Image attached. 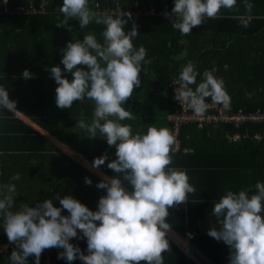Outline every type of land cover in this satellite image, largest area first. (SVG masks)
Instances as JSON below:
<instances>
[{
  "label": "clouds",
  "instance_id": "1",
  "mask_svg": "<svg viewBox=\"0 0 264 264\" xmlns=\"http://www.w3.org/2000/svg\"><path fill=\"white\" fill-rule=\"evenodd\" d=\"M236 4L237 0H174L172 12L176 19L172 27L182 35L192 34L191 30L202 25L205 18L215 19L221 9H231ZM244 8L251 13L253 4L245 0ZM60 11L64 18L57 27L71 31L70 19L78 20L80 28L93 21L105 26L103 43L98 42L95 34H88L82 40L67 42L61 49V63L64 71L71 73V81L62 76L59 66H52L49 71L58 85L55 89L58 108L69 109L85 98L94 102L91 123L80 120L75 127L85 130L89 139L96 138L99 132L109 146H115V159L107 163L115 175L102 176L96 184L98 189L106 190L96 211L65 195L58 199L61 207L45 199L35 207L26 205L14 212L11 209L15 184L0 187L4 232L8 241L16 245L9 256L11 264H28L29 256L40 264L43 251L51 248L63 249L57 258L68 262L79 259L83 264H164L163 253L170 251L166 238L171 227L166 222L168 210L189 201L188 196L195 193V188L189 183L186 170L170 166L177 144L172 130L150 126L145 134H133L130 124L121 123L135 119L123 105L132 98L134 87L141 84V72H146L142 65L151 63L146 60L143 46L134 48L137 26L133 23L131 30L125 32L124 26L132 20L131 13L120 11L114 18L94 11L89 0H63ZM164 16L168 18V13ZM239 19L243 27H248L252 17ZM216 71L215 67L205 70L197 84L199 73L195 65L188 62L182 66L173 79L178 85L175 99L197 116L206 112L208 98L230 108V95L223 79L214 75ZM21 76L25 80L33 78L27 69ZM152 79L155 80V73ZM190 85H196L195 89ZM0 107L17 112L16 102L9 99L3 86H0ZM106 160L107 155L102 154L94 158L92 167L99 169ZM19 179L18 173L12 177ZM123 181L130 183L131 192L122 186ZM84 182L92 184L87 177ZM62 209L69 215H62ZM212 212L219 228L208 229L207 235L229 246V264H264V183L257 182L252 194L248 190L238 193L226 190ZM77 230L82 236L77 235ZM72 238H86L87 255L69 242Z\"/></svg>",
  "mask_w": 264,
  "mask_h": 264
},
{
  "label": "crops",
  "instance_id": "2",
  "mask_svg": "<svg viewBox=\"0 0 264 264\" xmlns=\"http://www.w3.org/2000/svg\"><path fill=\"white\" fill-rule=\"evenodd\" d=\"M248 2L253 4L251 13H247L244 8L245 0H237L235 7L221 9L217 18L239 19L251 15L252 20H263L264 0H248ZM3 21L0 18V22ZM12 31L10 28L6 33ZM216 40L219 41L218 49L222 50V53L217 54L219 58L217 71L221 74L219 78L223 79L224 86L251 87L255 78L246 79L249 76L255 77L254 72H258V69H264V50L255 48L251 43L237 45L232 43L229 48L227 44L225 46V42H220V40L226 41L227 38L217 37ZM236 63L241 69L247 68L245 71L241 70L246 78L237 79L231 75L234 72L233 65ZM25 69L33 74V78L21 82L18 76L19 78L22 76L18 74ZM48 71L49 67L46 64H17L12 58L8 59L4 66L0 64V77L10 76L9 82H0V86L8 92L9 99L16 102L17 109L14 113L0 107V187L10 183L16 186L11 211L33 205L43 199L47 193H54L52 202H55L57 207H61L59 198L71 195L90 210L96 211L99 198L106 195V190L98 189L96 184L102 176L115 175L107 168V163L115 159V146H109L105 137L99 132L96 138L89 139L85 130L75 127L80 120L91 123L95 108L92 100L85 98L83 101L74 102L69 109L56 106L55 94H50L48 87L50 83L51 88L55 90L58 85L49 81ZM239 80H244L243 85H240ZM43 87L46 89L44 92H42ZM154 87L153 79L149 82L141 81L139 87H134L132 98L123 105L135 116L133 120L121 121L122 124L132 126L133 134H145L150 126L168 128L166 115L169 110L170 95L166 88L156 92ZM220 126H211L205 136L187 137L180 148V153H172L173 162L170 166L186 170L189 183L194 186L195 193L189 194V201L186 203L168 210L169 216L166 222L171 227L166 233V238L170 251L163 253L164 264H178L176 262L229 264V246L207 235L208 229L214 226L219 228L217 218L212 212L214 204L226 190L237 193L243 190L241 182L226 181L221 151L223 144L215 140L216 135L213 132ZM231 138L238 139L235 134ZM191 148L198 150L191 152ZM102 154L107 155L105 164L99 169L93 168L94 158ZM227 169L229 171L228 165ZM17 173L20 179L12 180ZM85 177L92 181L91 185L85 184ZM257 182L261 181L250 178V194L255 192ZM122 186L126 191H132V186L127 181H123ZM62 215L69 213L62 209ZM77 235L82 236L79 230ZM69 242L79 246L81 251L87 254V251L85 253L83 250L87 248L86 238H72ZM172 245L181 253H177ZM67 264H74V261Z\"/></svg>",
  "mask_w": 264,
  "mask_h": 264
},
{
  "label": "trees",
  "instance_id": "3",
  "mask_svg": "<svg viewBox=\"0 0 264 264\" xmlns=\"http://www.w3.org/2000/svg\"><path fill=\"white\" fill-rule=\"evenodd\" d=\"M38 0H34L36 3ZM168 6H174V0H163ZM27 0H9L10 5H23ZM118 2L122 7L132 0H89V6L93 9L96 4H99L98 9L111 8ZM47 14L45 15H16L4 16L0 15L4 21L0 22V64L4 66L8 59L16 60L17 64L34 63L36 65L46 64L49 70L52 66H59L62 70V76L69 81L72 80V75L64 71V66L61 63L63 49L67 42L82 40L85 35L95 34L98 42L103 43L102 32L104 25H98L94 21L85 28H80L79 21L70 19L71 31L63 27H57L63 20V14L60 11V6L63 0H47ZM162 4L159 0H140V8H160ZM114 18L116 16H113ZM127 19V17H122ZM176 18L166 17H142L137 21L133 19L125 26V32L132 28L134 23L137 26L138 36L134 39V48L138 50L143 46L147 51L146 60L151 63L143 64L142 67L146 70L141 72V81L149 82L152 80V74L155 73V87L157 91L166 88L170 95V103L168 113L175 102V95L172 94L171 88L173 79L178 76L182 66L188 62H192L199 75L197 76V84L203 79V72L211 70L213 67L217 69V54L220 53L218 49V42L216 38L226 39L220 40L225 42V46L231 48L232 43L237 44H254L255 48H262L264 50V19L252 20L248 27H243L239 19L232 18H205L202 25L194 27L191 30L192 34L182 35L178 30L172 27V22ZM4 28V30H3ZM12 29L11 35L8 29ZM6 33V34H5ZM224 46V47H225ZM228 51V49H226ZM222 53V52H221ZM264 54V53H263ZM13 56V57H9ZM262 58V57H261ZM80 67V66H79ZM264 67V65H263ZM226 71V70H225ZM264 71L258 69L255 73V80L251 83V87L236 88L233 86H225L227 93L231 98L230 110L241 109L243 111H254L260 109L264 111ZM49 81L56 83L50 75ZM18 75H21L18 74ZM214 75L219 78L221 75L218 71ZM21 82H25L23 78H19ZM10 76L0 77V82L8 83ZM15 79V78H11ZM30 81V80H29ZM44 86V84H43ZM47 84L50 94H55V90ZM153 86V85H152ZM178 86V85H176ZM45 87V86H44ZM43 87V91L46 89ZM194 90L196 85H190ZM49 94V95H50ZM207 100H211L208 98ZM66 112V110H65ZM167 113V114H168ZM211 126H206L203 129H196L193 123H187L181 126L179 130V150L183 146L187 137L202 135L205 136L207 129ZM169 129V128H168ZM215 140L220 144L222 142V156L224 159V171L226 181L241 182L243 190L249 191L250 178L251 180L259 179L264 182V130L260 125H247L238 129H233L231 126L222 125L215 128ZM237 135L238 139L232 140L233 135ZM258 134L260 139L257 140L254 136ZM221 136V137H219ZM190 139V138H189ZM191 152H196L198 149L191 148ZM229 171L227 169V165ZM238 177V179H235ZM253 178V179H252ZM227 181V182H228ZM230 181V182H231ZM54 193H47L45 199L53 200ZM38 203V202H37ZM29 205L35 207L36 204ZM57 207L56 203L53 202ZM20 210V209H18ZM17 210V211H18ZM15 212V211H14ZM3 218L0 217V242L5 241L7 237L3 228ZM172 247L181 253L176 247ZM16 248L13 247L8 251L0 253V264H11L9 259L10 253ZM55 264H67L63 259H58V253L63 249L51 248ZM86 253V248L83 249ZM203 250V249H202ZM204 251V250H203ZM205 254L210 256L206 251ZM87 255V254H85ZM182 255V254H181ZM183 256V255H182ZM30 264H35L32 256L27 257ZM43 258L40 257V264ZM180 264V262H176ZM74 264H83L82 261L74 260Z\"/></svg>",
  "mask_w": 264,
  "mask_h": 264
},
{
  "label": "built area",
  "instance_id": "4",
  "mask_svg": "<svg viewBox=\"0 0 264 264\" xmlns=\"http://www.w3.org/2000/svg\"><path fill=\"white\" fill-rule=\"evenodd\" d=\"M162 6L160 8H140V0H132V2L127 3L122 7L118 2L114 4L111 8L98 9L93 8L94 11L98 13H104L112 16H116L120 11L122 13H131L132 19L134 21L139 20L142 17H165L164 13H168V18L174 17L172 8L174 6H168L163 0H159ZM47 0H38L36 3L34 0H27L26 4L12 6L9 0L5 3V0H0V15L4 16H16V15H45L47 14ZM126 17V16H122ZM178 86H174L172 89L175 95V89ZM208 108L203 116H197L194 112L188 108L183 102L177 101L173 103L171 111L166 115V121L168 123V128L176 134L177 144L173 152L179 150V130L182 125L187 123H193L196 129L200 130L206 126H218L227 125L231 126L233 129H238L247 125H260L264 130V111L256 109L254 111H243L241 109L230 110L225 108L222 104H217L212 100H206ZM255 139L259 140L260 136L256 134ZM13 247L5 238V241L0 242V253L8 251ZM43 262L42 264H55L52 250L46 249L42 253ZM28 264H30L27 258Z\"/></svg>",
  "mask_w": 264,
  "mask_h": 264
},
{
  "label": "rangeland",
  "instance_id": "5",
  "mask_svg": "<svg viewBox=\"0 0 264 264\" xmlns=\"http://www.w3.org/2000/svg\"><path fill=\"white\" fill-rule=\"evenodd\" d=\"M251 68L252 67H250V69ZM233 69H234V72L231 73V75H233L235 78H237V79H242L243 77L246 78V75L244 73H242L241 70L245 71L247 68L241 69L240 65L238 63H236L233 65ZM248 71H250V70H248ZM252 77L253 76H249V78H247L246 80H249ZM238 82L240 83V85H243L244 80H241V81L239 80Z\"/></svg>",
  "mask_w": 264,
  "mask_h": 264
}]
</instances>
